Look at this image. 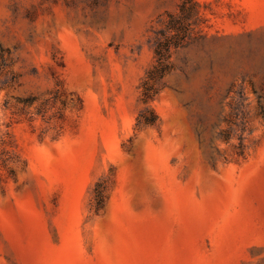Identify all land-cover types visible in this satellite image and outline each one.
<instances>
[{
    "label": "rangeland",
    "instance_id": "rangeland-1",
    "mask_svg": "<svg viewBox=\"0 0 264 264\" xmlns=\"http://www.w3.org/2000/svg\"><path fill=\"white\" fill-rule=\"evenodd\" d=\"M0 264H264V0H0Z\"/></svg>",
    "mask_w": 264,
    "mask_h": 264
},
{
    "label": "trees",
    "instance_id": "trees-1",
    "mask_svg": "<svg viewBox=\"0 0 264 264\" xmlns=\"http://www.w3.org/2000/svg\"><path fill=\"white\" fill-rule=\"evenodd\" d=\"M169 50L170 48L168 45L164 43H160L155 49L157 64L149 73L148 79L144 83L143 100L145 103H148V101L158 93L157 89L150 81L154 80L156 77L163 78L171 69V65L168 61L170 58ZM155 124L156 116H154V114L153 116H148L144 113L138 118V126H154ZM94 194L97 206L101 207L103 204L105 189L97 185Z\"/></svg>",
    "mask_w": 264,
    "mask_h": 264
}]
</instances>
